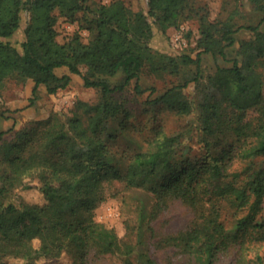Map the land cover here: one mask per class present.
I'll return each mask as SVG.
<instances>
[{"label": "trees", "instance_id": "obj_1", "mask_svg": "<svg viewBox=\"0 0 264 264\" xmlns=\"http://www.w3.org/2000/svg\"><path fill=\"white\" fill-rule=\"evenodd\" d=\"M246 1L261 12L260 20L234 27L229 19H211L207 4L198 0H147L139 10L126 0L94 6L87 0H0V91L14 78L32 79L33 94L40 84L54 93L74 73L100 93L93 103L78 99L66 118L52 113L16 129L11 138L0 131V257L36 264L40 257L65 253L74 264H98L118 254L122 264H159L140 233L132 240L129 220L118 234L93 218V209L109 196L142 187L152 194L149 222L175 203L191 213L186 225L156 240L168 257L185 254L193 264H264V215L258 218L264 208V167H233L264 156V88L255 68L257 58L264 57V0ZM22 13L27 15L24 36L16 45L9 38ZM190 18L198 21L194 54L152 48L154 27L166 32ZM63 21L80 28L88 24L93 35L84 41L75 29L59 41L56 25ZM243 27L251 30L249 38L235 35ZM227 48L235 54L230 65H217L207 76L210 92L197 102L182 94L200 77L203 54L225 57ZM189 65L195 67L190 76L146 102L166 103L191 125L172 133L158 127L150 148L132 153L124 169L111 163L102 132L118 113L126 114L115 95L131 82L143 93L145 71L179 75ZM63 67L68 72L58 73ZM194 129L197 149L185 142ZM33 186L44 203L17 196V189ZM222 200L244 211L234 230L219 220Z\"/></svg>", "mask_w": 264, "mask_h": 264}, {"label": "rangeland", "instance_id": "obj_2", "mask_svg": "<svg viewBox=\"0 0 264 264\" xmlns=\"http://www.w3.org/2000/svg\"><path fill=\"white\" fill-rule=\"evenodd\" d=\"M110 0H87L94 6L97 3L109 2ZM133 10H139L146 7L147 0H126ZM206 3L211 19L224 21L230 20L234 27L239 25L257 24L261 17V12L254 9L253 5L246 0H198ZM27 15L22 13V21L17 31L9 38L11 42L19 45L23 39V28L25 26ZM90 25L85 24L79 27L76 23L59 22L56 25L58 35L57 39L62 41L67 34L78 29L82 40L86 41L93 35ZM264 28V24H261ZM198 34V21L195 18L184 19L176 27H170L166 32H162L154 27V34L151 38L152 48L166 54H180L190 52L196 42ZM238 38H249L251 30L241 28L235 34ZM226 56L203 54L201 63V75L198 80L190 82L181 89L182 94L189 99L197 102L202 100L210 92L207 76L213 73L217 65L227 66L231 64V59L235 54L234 49L227 48ZM255 68L262 76L264 88V57L257 58ZM195 70L193 65L185 66L179 75L164 73H152L145 71L142 73L140 82L143 88H147L143 93H137L133 88V82L117 93L116 98L123 102L126 114L118 113L113 117L106 129L102 132L103 137L109 146V161L124 169L129 156L141 150L150 148L149 138L153 132L162 127L166 132L172 133L185 130L190 121L187 117L181 116L174 111V108L166 103L148 104L147 98H153L161 94L167 87L177 81H182L190 76ZM58 73L68 72L66 67L59 68ZM71 80L64 88L58 89L54 93H49L43 84H40L33 94L32 88L34 82L32 79L25 81L8 78L0 91V131L5 132L4 138H11L16 129L31 125L36 121H43L50 114L56 113L62 118L72 115L75 102L80 99L90 103L96 102L99 98V91L96 87H88L83 83L78 74L70 73ZM150 87L154 89L151 90ZM255 111L249 109L250 116ZM185 142L190 144L193 149L199 147L197 143V130L192 133H186ZM197 158V157H196ZM199 158V156H198ZM200 162V159L198 160ZM250 164L255 168L264 167V156H252L244 162L237 161L233 167ZM17 196L28 202L44 203L41 193L36 187L19 188L16 190ZM18 199V198H17ZM152 205V194L142 187H131L122 189L117 195L109 196L106 200L99 203L93 209V218L108 228H114L118 234L124 232V222L129 220L134 226L131 235L133 241L137 239L140 233L145 242L149 254L154 257L159 264H193L191 258L185 254L176 256H167L164 248L156 246V240L166 232H174L188 223L191 213L184 205L175 203L168 212L160 213L153 221L149 222V212ZM220 219L228 230H234L236 227L237 216L244 213L243 210L235 209L226 200L220 203ZM264 215V208L260 213ZM153 226L154 233L150 229ZM153 234V235H152ZM132 259L135 260L133 254ZM19 259L11 256L2 255L0 264H15ZM36 264H74L73 259L68 254H62L56 258L40 257ZM98 264H122V256L112 254L106 256Z\"/></svg>", "mask_w": 264, "mask_h": 264}]
</instances>
